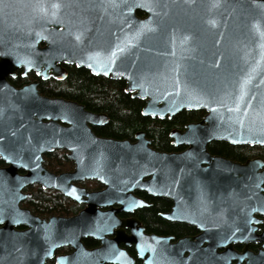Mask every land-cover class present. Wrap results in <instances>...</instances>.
Segmentation results:
<instances>
[{
  "label": "water",
  "instance_id": "1",
  "mask_svg": "<svg viewBox=\"0 0 264 264\" xmlns=\"http://www.w3.org/2000/svg\"><path fill=\"white\" fill-rule=\"evenodd\" d=\"M62 63L123 80L125 93L144 102L143 116L205 114L170 132L171 144L185 147L179 153L152 149L144 132L134 143L97 137L89 125H104L106 115L43 96L37 81H8L17 70L64 77ZM213 141L264 147V0H0V264H45L65 246L72 252L55 264H134L121 242L134 244L143 264H264V232L254 226L264 215V161L213 156ZM55 149L68 151L72 172L43 166ZM87 179L104 188L73 184ZM35 184L86 207L40 218L20 207ZM135 190L171 200L161 216L200 234L171 242L120 220L148 206ZM86 238L100 247L86 249ZM250 242L262 249L248 251Z\"/></svg>",
  "mask_w": 264,
  "mask_h": 264
},
{
  "label": "trees",
  "instance_id": "2",
  "mask_svg": "<svg viewBox=\"0 0 264 264\" xmlns=\"http://www.w3.org/2000/svg\"><path fill=\"white\" fill-rule=\"evenodd\" d=\"M137 15L144 17L142 12H137ZM28 80L30 79L25 80L17 76L14 80L10 79L9 82L13 86L19 87ZM125 85L122 80L93 76L84 68L71 67L64 81L40 82L39 91L44 96L74 101L91 112L105 114L108 122L103 126L93 128L94 133L98 136L117 140H132L137 132L144 131L146 137L151 141L153 149L161 152L181 151L183 147H175L171 144L170 132L200 120L203 112L184 110L170 119L164 118L163 120L143 116L141 110L144 102L125 93ZM207 149L211 155L236 162L242 163L256 157H260L264 161V147L234 146L224 141H213L209 143ZM44 164L45 166L49 165L47 159ZM0 166H2L1 162ZM149 200L150 206L138 210L136 215L146 231L176 237L195 232L191 226L169 222L161 216L167 212L169 201L165 199ZM26 204L40 216H48L53 213L74 215L81 208L73 202L66 201L65 203L56 196L48 195L42 189L33 190ZM84 243L86 246L89 245L88 240ZM135 264L142 263L136 260Z\"/></svg>",
  "mask_w": 264,
  "mask_h": 264
},
{
  "label": "flooded vegetation",
  "instance_id": "3",
  "mask_svg": "<svg viewBox=\"0 0 264 264\" xmlns=\"http://www.w3.org/2000/svg\"><path fill=\"white\" fill-rule=\"evenodd\" d=\"M40 46L43 47L44 44H41ZM60 67H61V69L64 71V77H63V75H61V74L58 73V72L53 73L52 71H50V72H49V75H50L49 78H48L47 80H41V78L37 77L36 74H35L34 72H29V73H27L25 76L22 77V76H21L22 71H21V70H17V71H16V76H15L14 78H12V77H8V81H9L10 79L14 80L15 78H17V76H20V78L25 79V80L29 78L30 80H28L26 83H24V84H22L21 86L16 87V88H20V87H22V86H24V85H27V84H29V83H31V82H33V81H37V82H38V90H39V83H40V82H44V83H45V82L48 83V82H51V81L62 82V81H64V80L66 79V77H67V75H68V70H69V68H71V67L78 68V67L75 66V65L64 64V63H62ZM84 69H85V68H84ZM86 70H87V69H86ZM87 71H88L91 75H93L89 70H87ZM53 74H54L55 76H58L59 78H60V77H63V79L53 78ZM93 76H98V75H93ZM100 77H104V76H100ZM104 78H109V79H111L110 77H104ZM111 80H112V79H111ZM122 81H123V80H122ZM9 83H10V82H9ZM10 84H11V83H10ZM11 85H12V84H11ZM125 86H126V85H125ZM14 87H15V86H14ZM39 92H40V91H39ZM124 92H125V89H124ZM40 94H41V93H40ZM41 95H42V94H41ZM130 95H131V94H130ZM43 96H44V95H43ZM46 97H48V96H46ZM49 98H54V97H49ZM55 98H57V97H55ZM76 103H77V102H76ZM77 104H79V103H77ZM79 105H81V104H79ZM81 106L84 108L85 111L90 112V113H92V114H102V113L91 112V111L85 109V107H84L83 105H81ZM197 111H199V110H197ZM202 112H203V111H202ZM204 114H205V113L203 112L202 118H203ZM104 115H105V114H104ZM202 118H201V119H202ZM168 119H169V118H168ZM201 119H200V120H201ZM200 120H198V121H200ZM198 121H196V122H198ZM105 124H106V123H105ZM105 124H104V125H105ZM186 125H187V124H186ZM101 126H103V125H101ZM89 127L91 128V130H92V132H93V134H94L95 136L100 137V138H107V137H101V136H98V135H96V134L94 133L93 128H98V127H100V126H91V125H89ZM183 128H184V127H183ZM183 128H182V129H175V130H183ZM139 132H144V131H139ZM137 133H138V132H137ZM144 133H145V132H144ZM145 138L148 139V138L146 137V135H145ZM110 139H113V138H110ZM115 140H117V139H115ZM119 141H129L130 143H134V142H135V135H134V138H133L132 140H119ZM208 145H209V144H208ZM173 146H174V145H173ZM150 147H151V143H150ZM175 147H183V149H182L181 151H178V152H163V153H179V152H182V151L185 149L184 146H175ZM151 148H152V147H151ZM152 149H153V148H152ZM154 150H155V149H154ZM207 150H208V149H207ZM156 151H157V150H156ZM158 152H161V151H158ZM213 156H217V155H213ZM62 157H63V158H62ZM220 157H221V156H220ZM259 158H260V157H259ZM46 159H47L48 164H49L48 166H45V164H44ZM232 161H233V160H232ZM0 162L2 163V166H0V167H4V166H6V164H5L4 162H2L1 160H0ZM235 162H236V161H235ZM242 163H243V162H242ZM70 164L72 165L71 168H70ZM43 166H44L49 172L53 173L54 175H60V174H63V173H69V172H72V171L74 170V163H73L72 160H70V159L68 158V151H66L65 149H55V150H53V151H51V152H49V153H46V154L43 156ZM20 173H22V172H20ZM144 179H149V177H148V178L146 177V178H144ZM73 184L76 185V186H78V187H80V188H84V189H86L88 192L99 191V190H102V189L104 188V186H103L101 183H99V182L96 181V180H91V179H87V180H83V181H76V182H73ZM35 189H42V190L46 191V193H48V195L56 196L57 198L63 200V202H65V203H66V201H70V202H73V203L79 205L81 208H80V210H79L77 213H79L82 209H84V208L86 207L85 204H83V203H77V202L71 200L70 198L64 196L62 193H60V192L57 191V190H53V189H43L41 186H39V185H37V184L26 187L22 192H23L24 194H30V196H31L32 191L35 190ZM133 195H134L136 198H138V199L144 201V202L148 205L147 207L150 206V200H149V199H165V200L169 201V208H168L167 212H170V210H171V207H172V201L169 200V199H166V198H163V197H158V196H153V195H151V194H149V193H147V192H145V191H141V190H135V191L133 192ZM30 196H29L28 198L24 199L22 202H20V207H21V208H27V209H29V210L31 211V213H33L34 215H36V216H38V217H40V218H46V219H48V218L51 217V216H64V217H68V216H74V215L77 214V213H76V214H74V215H66V214H60V213H57V214H54V213H53V214H50V215H48V216H40V215L36 214L35 212H33V210H31V209L27 206L26 202H27V200L30 198ZM114 207H117V206L114 205ZM147 207H144V208H147ZM140 209H142V208H140ZM140 209H136L132 214H127V213H124V212L118 213V214H117V217H118L120 220H126V219H131V218L136 219V220L139 222L140 226L144 229L143 231H144L145 234H147V235H156V236H170V237L173 238V240H172L171 242H175V241H177L178 239H181V238H184V237H189V236H191V237H195V236H197V235L200 234L199 231H197V229H196L195 227H193V226H191V225H188V224H186V225L191 226L192 228H194L195 232H194L193 234L184 235V236H180V237H176V236H173V235H158V234H155V233H153V232L146 231V230H145V227H144L143 224H142V222H141V221L139 220V218L136 216V215H137V211L140 210ZM167 212H165V213H167ZM163 214H164V213H163ZM256 217H257L258 220L261 221L259 224L254 225L255 227L258 228V231H256V233L259 234V233H261V232H264V215L257 214ZM177 223H178V222H177ZM182 224H184V223H182ZM16 229H18V230H23L24 227L20 226V227H17ZM123 231H124V234H125V235H129V234H130V230H129V229H123ZM109 238H112V236H109ZM87 240L89 241V245H88V246H86L85 243H84V241H87ZM83 244H84L85 248L88 249V250L97 249V248L100 247V242L97 241V240H94V239H92V238H86V239H84V240H83ZM119 248H121L122 250H124V251L127 253V255L131 256V257L134 259V264H135V261H136V260H138V261H140V262L142 263V261L139 260V259L137 258V251H136V249H135V245H134V244L126 245L125 243L121 242V243H119ZM244 248H245V245H244V244H239V243H238V244L233 245V249H234L235 251H237L238 253H241L242 250H243ZM261 249H262V245H261L260 243H252V242H250V243H248V245H247V250L250 251V252H253V253H257V252H258L259 250H261ZM71 252H72V248H71V247H68V246L61 247V248H59V249H57V250L55 251L54 257H53L51 260H48L45 264H48V263L55 264V257H56V256H64V255H68V254H70ZM232 263H235V261H232ZM142 264H143V263H142Z\"/></svg>",
  "mask_w": 264,
  "mask_h": 264
},
{
  "label": "snow or ice",
  "instance_id": "4",
  "mask_svg": "<svg viewBox=\"0 0 264 264\" xmlns=\"http://www.w3.org/2000/svg\"><path fill=\"white\" fill-rule=\"evenodd\" d=\"M57 7H58V5H56V4H53V5H52V8H57ZM40 10H41V11H46L42 6H41ZM119 51H122V49L117 48L116 51L113 52L111 55H112V56H115V55H116V52H119ZM249 79H250V78H249ZM242 94H243V93H242Z\"/></svg>",
  "mask_w": 264,
  "mask_h": 264
}]
</instances>
